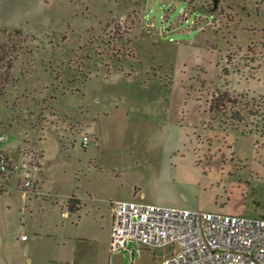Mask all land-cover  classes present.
I'll return each instance as SVG.
<instances>
[{"label": "rangeland", "instance_id": "374dc122", "mask_svg": "<svg viewBox=\"0 0 264 264\" xmlns=\"http://www.w3.org/2000/svg\"><path fill=\"white\" fill-rule=\"evenodd\" d=\"M0 59L1 149L39 156L1 202L64 264L128 263L118 201L264 218V0H0Z\"/></svg>", "mask_w": 264, "mask_h": 264}, {"label": "built area", "instance_id": "2783aa9c", "mask_svg": "<svg viewBox=\"0 0 264 264\" xmlns=\"http://www.w3.org/2000/svg\"><path fill=\"white\" fill-rule=\"evenodd\" d=\"M6 141L0 130V193L35 191L39 156L25 150L17 163L1 149ZM112 214L110 253L131 263L142 248L168 246L170 255L156 264H264V218L128 201L112 203Z\"/></svg>", "mask_w": 264, "mask_h": 264}, {"label": "crops", "instance_id": "0c3cea01", "mask_svg": "<svg viewBox=\"0 0 264 264\" xmlns=\"http://www.w3.org/2000/svg\"><path fill=\"white\" fill-rule=\"evenodd\" d=\"M8 197L11 196L0 195V203L2 205L0 209L3 211L0 214V264H64L67 262L68 255L65 251L55 250L48 243H37V238L48 236L49 234L31 233L28 235L26 229L14 227L13 221L9 220L10 214L5 212L4 205L1 202ZM71 197L68 198L67 203ZM76 198L81 201L79 197ZM69 214V211L64 213V215ZM127 262V264H131V257H129Z\"/></svg>", "mask_w": 264, "mask_h": 264}, {"label": "trees", "instance_id": "16d2710c", "mask_svg": "<svg viewBox=\"0 0 264 264\" xmlns=\"http://www.w3.org/2000/svg\"><path fill=\"white\" fill-rule=\"evenodd\" d=\"M1 60V59H0ZM221 100V99H219ZM81 205V201L77 199L75 196L71 197L68 202V210L69 212L79 211Z\"/></svg>", "mask_w": 264, "mask_h": 264}, {"label": "water", "instance_id": "95a60500", "mask_svg": "<svg viewBox=\"0 0 264 264\" xmlns=\"http://www.w3.org/2000/svg\"><path fill=\"white\" fill-rule=\"evenodd\" d=\"M219 5V0H214V9H216Z\"/></svg>", "mask_w": 264, "mask_h": 264}]
</instances>
